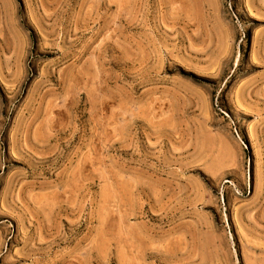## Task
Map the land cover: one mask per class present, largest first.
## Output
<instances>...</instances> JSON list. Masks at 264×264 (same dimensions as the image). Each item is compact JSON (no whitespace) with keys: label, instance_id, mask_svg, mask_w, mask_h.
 Wrapping results in <instances>:
<instances>
[{"label":"rangeland","instance_id":"374dc122","mask_svg":"<svg viewBox=\"0 0 264 264\" xmlns=\"http://www.w3.org/2000/svg\"><path fill=\"white\" fill-rule=\"evenodd\" d=\"M0 264H264V0H0Z\"/></svg>","mask_w":264,"mask_h":264}]
</instances>
